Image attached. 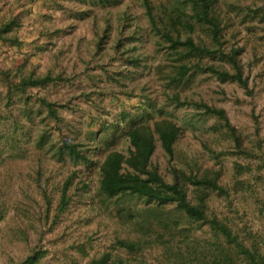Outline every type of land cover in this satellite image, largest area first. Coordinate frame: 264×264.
I'll list each match as a JSON object with an SVG mask.
<instances>
[{"label": "rangeland", "instance_id": "rangeland-1", "mask_svg": "<svg viewBox=\"0 0 264 264\" xmlns=\"http://www.w3.org/2000/svg\"><path fill=\"white\" fill-rule=\"evenodd\" d=\"M126 6L137 11L131 0L103 5L95 0H0V23L17 19L18 26L10 35L22 42L20 49L0 46V70L15 74L19 67L24 74L61 75L45 87L33 88V93L56 106H66L57 108L60 123L56 125L39 102L26 101L14 89L9 96L0 85V264L20 261L36 248L46 251L40 264H86L107 249L144 264H163L160 246L121 225L118 210L122 201H103L97 195L98 156L93 153L88 165H74L68 159H58L49 145L65 136L90 148L103 147L92 137L101 124L109 126L111 133L114 126L123 127L145 108L179 121L183 126L179 156L201 167L221 164L227 188L235 180V163L251 167L249 173L237 178L247 186L245 191L230 192L226 197L214 194L208 208L210 213L226 217L247 245L264 253V0H226L224 5L231 16L227 45L241 49L239 60L250 92L204 74L184 89L188 96L224 109L230 123L253 146H259L255 158L222 155L215 159L201 144L210 137L202 131L216 124L215 119L192 108L163 105L162 71L167 61L148 37L143 21L137 28L127 21L126 34L122 35L125 44L120 47L139 60L138 67L112 54ZM106 23L109 27L98 47L96 42ZM129 30L136 31L128 35ZM19 57L25 63L17 61ZM150 104L158 109H151ZM43 131L46 142L38 146L36 139ZM210 141L217 151L230 150L221 130ZM152 160L165 173L159 144ZM68 177L70 202L60 213L59 190ZM129 205L146 206L143 201ZM179 221L188 230L189 242L209 240L207 227L187 224L183 218ZM172 233L170 246L174 247L179 237L177 230ZM116 238L139 240L143 249L131 254L115 248Z\"/></svg>", "mask_w": 264, "mask_h": 264}, {"label": "trees", "instance_id": "trees-1", "mask_svg": "<svg viewBox=\"0 0 264 264\" xmlns=\"http://www.w3.org/2000/svg\"><path fill=\"white\" fill-rule=\"evenodd\" d=\"M95 1L103 5L120 0ZM131 1L137 5V11L131 12L130 7H124L117 26L120 36L112 54L138 67L139 60L121 51L120 47L125 44L122 35L126 34L127 21H132L136 28L140 20L143 21L147 25L148 37L155 41L167 61L162 71L165 80L163 105L192 108L206 118L215 119L216 124L202 131L210 137L201 140L202 146L215 159L222 155L240 158L258 156L259 146H253L230 123L224 109L202 99H194L184 90L198 75L204 74L220 82L235 83L250 92L239 60L241 49L227 45L231 16L224 8L226 0ZM247 10L257 13L251 7ZM106 24L96 42L98 47L105 38ZM17 26L15 18L0 23L1 47L20 49L22 42L10 35ZM135 31L129 30L127 34L132 35ZM17 61L25 63L24 58L19 57ZM60 79L61 75L50 73L39 76L29 71L24 74L19 67L15 74L10 70H0V85L7 95L10 96L14 89L24 95L26 101L39 102L56 125L60 123L57 108L66 106H56L33 93V88L45 87ZM150 108L158 109L153 104ZM158 113L155 115L145 108L123 127L114 126L111 133H108L109 126L101 124L100 130L92 137L102 142L103 147L90 148L64 136L50 143V149L58 159H68L74 165H88L93 153L98 156L97 195L103 201H122L123 205L118 210L121 225L142 237H149L151 244L160 246L164 254L163 264H264V253L255 245H247L226 217L210 213L208 208L214 194L226 197L230 192L245 191L247 186L237 178L249 173L251 167L235 163V180L232 187L227 188L222 182L224 167L221 164L201 167L179 156L183 126L174 117L161 111ZM219 130L230 143V150L226 152L217 151L210 141ZM98 133L103 134L99 136ZM46 137L44 131L39 134L37 145L45 144ZM158 144L165 158V173L152 160ZM70 185L71 177H68L59 190L57 210L60 213L68 208ZM132 201H143L146 206L140 209L130 206ZM167 207L170 209L167 210ZM181 218L198 228L207 227L209 240L189 242L188 230L181 227ZM174 230L178 231L179 240L173 247L170 243L174 241ZM113 247L133 254L141 251L143 244L139 240L116 238ZM45 255V250L36 248L24 259L9 264H40ZM86 264L144 263L123 258L114 250L107 249L90 258Z\"/></svg>", "mask_w": 264, "mask_h": 264}]
</instances>
